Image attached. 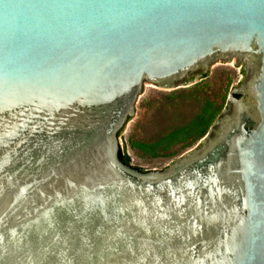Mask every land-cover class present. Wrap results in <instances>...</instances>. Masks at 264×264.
<instances>
[{
	"label": "water",
	"instance_id": "water-1",
	"mask_svg": "<svg viewBox=\"0 0 264 264\" xmlns=\"http://www.w3.org/2000/svg\"><path fill=\"white\" fill-rule=\"evenodd\" d=\"M233 58L195 150L120 160L144 82ZM0 264H264V0H0Z\"/></svg>",
	"mask_w": 264,
	"mask_h": 264
},
{
	"label": "rangeland",
	"instance_id": "rangeland-1",
	"mask_svg": "<svg viewBox=\"0 0 264 264\" xmlns=\"http://www.w3.org/2000/svg\"><path fill=\"white\" fill-rule=\"evenodd\" d=\"M204 75L199 73L189 77L183 86L175 89L144 82L135 111L117 136L119 148H124L130 156L131 166L162 170L195 150L205 140V135L189 146H184L181 141L166 140L165 136L196 116L204 102V93L206 99L221 102V113L231 89L243 80L244 62L236 65L235 58L226 62L216 61ZM197 82H207L203 94L187 92Z\"/></svg>",
	"mask_w": 264,
	"mask_h": 264
},
{
	"label": "trees",
	"instance_id": "trees-1",
	"mask_svg": "<svg viewBox=\"0 0 264 264\" xmlns=\"http://www.w3.org/2000/svg\"><path fill=\"white\" fill-rule=\"evenodd\" d=\"M205 76L206 74L203 77ZM206 83L207 82H197L192 86V88L189 89V91L187 90V92L193 91L194 95L203 94L204 87L207 86ZM205 97L206 96L204 93L202 97L204 102L202 103V106L196 116L185 125L173 129L168 135L165 136L166 140L169 139L171 141H181L184 146H189L207 133L213 121L220 113L222 104L218 100H208ZM194 98L197 99V97ZM118 155L123 163L130 165V156L124 148H119ZM134 168L143 170L139 167Z\"/></svg>",
	"mask_w": 264,
	"mask_h": 264
}]
</instances>
